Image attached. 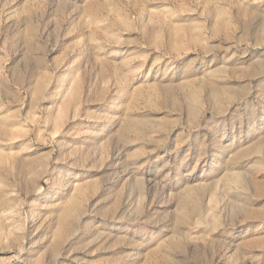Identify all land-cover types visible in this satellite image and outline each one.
<instances>
[{
  "label": "rangeland",
  "instance_id": "rangeland-1",
  "mask_svg": "<svg viewBox=\"0 0 264 264\" xmlns=\"http://www.w3.org/2000/svg\"><path fill=\"white\" fill-rule=\"evenodd\" d=\"M0 264H264V0H0Z\"/></svg>",
  "mask_w": 264,
  "mask_h": 264
},
{
  "label": "bare ground",
  "instance_id": "bare-ground-1",
  "mask_svg": "<svg viewBox=\"0 0 264 264\" xmlns=\"http://www.w3.org/2000/svg\"><path fill=\"white\" fill-rule=\"evenodd\" d=\"M2 90H3V89H2ZM6 90H7V89H6ZM7 91H8V90H7ZM7 91H6V92H7ZM8 93H10V92H8ZM8 93H6L5 95H7Z\"/></svg>",
  "mask_w": 264,
  "mask_h": 264
}]
</instances>
